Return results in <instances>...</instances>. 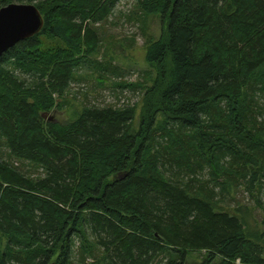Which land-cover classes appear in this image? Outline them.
Returning a JSON list of instances; mask_svg holds the SVG:
<instances>
[{"label":"trees","instance_id":"obj_1","mask_svg":"<svg viewBox=\"0 0 264 264\" xmlns=\"http://www.w3.org/2000/svg\"><path fill=\"white\" fill-rule=\"evenodd\" d=\"M119 1L38 0L41 31L0 57V141L43 173L0 155V264H264V0H131L163 29L142 113L46 120L79 70H102L95 26ZM241 189L260 228L223 206Z\"/></svg>","mask_w":264,"mask_h":264},{"label":"rangeland","instance_id":"obj_2","mask_svg":"<svg viewBox=\"0 0 264 264\" xmlns=\"http://www.w3.org/2000/svg\"><path fill=\"white\" fill-rule=\"evenodd\" d=\"M14 4H20L13 0ZM38 3V0L31 4ZM21 4H27L23 0ZM139 14L136 5L131 0H120L112 14L106 21L96 25L101 46L98 54L92 57L102 70L99 71L93 64H87L75 74L68 92L63 99L67 102L62 110H56L45 119L63 125L72 121L77 114L87 107H115L123 108L135 106L136 116L142 113V90L151 85L155 77L156 68L150 67L146 62V51L151 42L157 41L162 35L159 18L153 16H135ZM143 19V20H142ZM92 65V66H91ZM132 85V88H125ZM0 155L6 162H10L23 174L31 177L42 176L43 173L25 162L11 159L3 141H0ZM264 205V189L260 195ZM236 208L238 204L248 206L252 210L251 224L258 223L260 228L262 212L254 206L250 197L239 190L233 199L225 205ZM205 259L204 252H192L187 255L186 264H201ZM215 264V263H212Z\"/></svg>","mask_w":264,"mask_h":264},{"label":"water","instance_id":"obj_3","mask_svg":"<svg viewBox=\"0 0 264 264\" xmlns=\"http://www.w3.org/2000/svg\"><path fill=\"white\" fill-rule=\"evenodd\" d=\"M42 27V16L32 4L11 3L0 8V57L19 42L37 35Z\"/></svg>","mask_w":264,"mask_h":264}]
</instances>
